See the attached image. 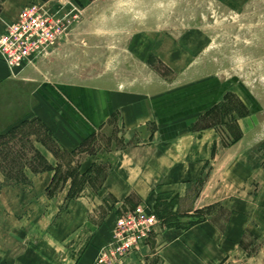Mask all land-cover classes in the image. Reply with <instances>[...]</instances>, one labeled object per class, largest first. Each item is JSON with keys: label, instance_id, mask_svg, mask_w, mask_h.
<instances>
[{"label": "crops", "instance_id": "0c3cea01", "mask_svg": "<svg viewBox=\"0 0 264 264\" xmlns=\"http://www.w3.org/2000/svg\"><path fill=\"white\" fill-rule=\"evenodd\" d=\"M28 3L2 2L0 32ZM152 43L158 57L176 72L190 65L187 59L191 58L178 43H166L160 36ZM225 90L215 77L157 94L121 86L53 82L30 65L14 74L0 56V137L24 119L37 117L67 153L78 155L72 164L79 162L80 174L92 173L103 151L115 158L95 193L101 203L112 196L115 205L97 223L90 218L85 191L72 198L63 212L48 195L56 167L63 162L39 145L52 167L29 171L28 184L0 185V264H95L101 248L113 239L118 217L139 204L154 211L161 224L141 251L116 264H222L238 252L250 228L259 232L264 227L260 205L264 185L256 202L241 194L216 200L209 169L222 158L219 178L242 188L262 168L264 143L249 144L245 131L221 157L216 153L217 129L190 125L220 103ZM115 118L124 140L119 132L104 143L100 138L115 131ZM67 183L68 193L72 179ZM172 199L174 211L191 200L186 214L220 203L228 215L223 226L211 216L186 228L167 226L156 207L160 200Z\"/></svg>", "mask_w": 264, "mask_h": 264}, {"label": "rangeland", "instance_id": "374dc122", "mask_svg": "<svg viewBox=\"0 0 264 264\" xmlns=\"http://www.w3.org/2000/svg\"><path fill=\"white\" fill-rule=\"evenodd\" d=\"M3 1L0 0V8ZM32 4H44L51 13L67 20L65 34L30 65L43 78L92 87L121 86L157 94L215 77L226 88L224 98L190 125L196 128L210 125L217 129L216 153L221 157L227 148L240 141L245 131L249 144L264 143V0H29L24 8ZM159 36L164 42H176L186 50L191 58L187 62L191 63L182 72L167 66L151 48L152 41ZM38 119H24L20 123L27 121L25 125L0 140V176L4 177L0 185L30 182L28 172L33 171L30 162L42 145L38 139L49 141ZM117 121L115 118V131L104 133L101 141L106 143L112 134L116 137L119 132L122 136ZM150 128L153 126L147 129ZM55 140L57 144L52 147L59 152L56 156H68ZM96 143L100 144L99 139ZM73 157L77 159L78 155ZM101 157L92 171L93 181L78 179L75 183V196L66 192L69 179L57 183L53 196H49L59 204L60 211L85 191L90 218L98 223L106 217L115 200L106 196L101 203L95 193L114 166L115 158L105 151ZM221 159L209 169L214 199L241 194L256 202L264 185V163L241 188L219 178ZM65 169L63 166L61 170L65 172ZM12 179L15 180L9 181ZM191 200L175 211V199L160 200L156 210L167 226L186 228L210 216L223 226L228 212L220 203L189 215L186 211L192 206ZM258 231L250 228L238 252L222 264H264V227Z\"/></svg>", "mask_w": 264, "mask_h": 264}, {"label": "built area", "instance_id": "2783aa9c", "mask_svg": "<svg viewBox=\"0 0 264 264\" xmlns=\"http://www.w3.org/2000/svg\"><path fill=\"white\" fill-rule=\"evenodd\" d=\"M64 17L51 13L44 4L25 7L16 21L0 33V56L12 72L34 65L49 52L66 31ZM161 220L145 204L123 211L118 217L112 241L101 248L95 264H116L141 251Z\"/></svg>", "mask_w": 264, "mask_h": 264}, {"label": "trees", "instance_id": "16d2710c", "mask_svg": "<svg viewBox=\"0 0 264 264\" xmlns=\"http://www.w3.org/2000/svg\"><path fill=\"white\" fill-rule=\"evenodd\" d=\"M26 123H27V121L23 122L22 124L20 123L17 126H14L6 134L2 135L0 137V140L5 139V137H7L8 134H10V133H12L14 131H17V129H19L21 126L25 125ZM43 126H44V130L46 132V135L49 137V141L43 140L42 138H40L38 140L40 142H42V144L45 145L47 148L52 150V152L56 155L59 152H55L54 148L52 147V145H56L57 144L56 140H55V137H54L53 133L49 130V128L47 126H45L44 123H43ZM67 154H68L69 157L68 156H66V157L65 156H58L63 163H61L60 165H58L56 167V174H55V177H54V181L52 182V184L48 188V195H50V196H53L52 192H53L54 187L57 185V183L61 182L63 180L67 181L68 179H72V187H71V190L69 191V195L71 197L75 196L74 194H76V191L73 192V186L78 181V179H81V180L89 179L90 181H93L92 173L90 172V174H80V171H79V168H78L79 162H77V166H73L72 163H73V161L75 159L73 157L74 155L72 156L69 153H67ZM30 164H32V168H33L34 172L44 171V170L50 169L52 167L50 165V163L48 162V160L46 159V157L40 151L36 152V158H33V160L30 162ZM63 166L66 167V169L64 170L65 172H63L61 170V169H63ZM96 166L97 165H95L94 167H96ZM106 175L104 176V178L106 177ZM104 178H103V180H104ZM14 180L15 179H12V180H9V181H14ZM102 182L100 183V185L102 184Z\"/></svg>", "mask_w": 264, "mask_h": 264}]
</instances>
